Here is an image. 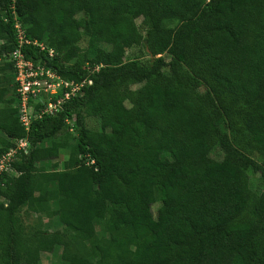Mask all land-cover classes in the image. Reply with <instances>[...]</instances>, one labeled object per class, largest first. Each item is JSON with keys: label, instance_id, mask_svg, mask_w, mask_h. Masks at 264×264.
Masks as SVG:
<instances>
[{"label": "trees", "instance_id": "obj_1", "mask_svg": "<svg viewBox=\"0 0 264 264\" xmlns=\"http://www.w3.org/2000/svg\"><path fill=\"white\" fill-rule=\"evenodd\" d=\"M17 22L54 54L19 46ZM0 40V153L30 143L0 184V264L56 246L62 264H264V0H0ZM18 46L91 80L28 131ZM133 46L148 57L126 60ZM23 206L63 228L25 231Z\"/></svg>", "mask_w": 264, "mask_h": 264}, {"label": "built area", "instance_id": "obj_2", "mask_svg": "<svg viewBox=\"0 0 264 264\" xmlns=\"http://www.w3.org/2000/svg\"><path fill=\"white\" fill-rule=\"evenodd\" d=\"M15 27L18 30V45L23 43H32L37 45L40 50H47L52 56L54 50L46 46L43 42L37 40L30 41L24 37L23 30L17 22ZM17 49L10 53V59L14 61L15 67V83L17 93V110L19 120L25 131L29 130L32 120L42 118L44 116H53L63 109L65 102L75 97L85 83H91L90 79L82 82L68 80L61 77L57 70L47 67L41 63H34L30 59H26L21 50ZM68 121V120H67ZM73 127H70V131ZM14 143L6 151L0 153V184H2L3 175L18 173L14 170L12 163L15 162L21 153H27L30 143L27 137L13 139ZM87 158L90 157L86 154ZM93 163V159L86 163Z\"/></svg>", "mask_w": 264, "mask_h": 264}, {"label": "rangeland", "instance_id": "obj_3", "mask_svg": "<svg viewBox=\"0 0 264 264\" xmlns=\"http://www.w3.org/2000/svg\"><path fill=\"white\" fill-rule=\"evenodd\" d=\"M134 18H135L137 25L139 26V29L144 34L145 30L147 29V26H145L143 23L142 15H136ZM166 25L174 26L175 22H166ZM0 43H1V40H0ZM141 50H144V49L139 47V46H133V47L126 48L125 49V59L128 60V59L137 58L139 60H143L146 57H148V55L143 54V52H141ZM158 55H160V54H158ZM161 55L165 56L166 53H163ZM96 68H98V67H96ZM12 87L15 88L14 80L12 82ZM10 94H11V91L9 90V94H7V97H9ZM71 120H74V119L69 118L68 122H71ZM96 123L97 122L94 121V118L87 120V124L93 128H97ZM64 133L65 132L62 131V133H60L58 136L49 138L46 141V143H48L49 141H51L53 139H60L61 137H64V136H61V134L63 135ZM72 142H73L72 139L70 140V138L68 137V140H67L68 146H66L60 150V153H59V156L57 159L51 160L52 163L55 161L58 162V168L59 169H63V162L65 161V159H67V157L69 155L70 145L72 144ZM212 155L216 156L214 153ZM218 157H221V156H218ZM51 162H49V163H51ZM251 186H252V188H254L255 190H258V191L263 188V181L261 180L259 175H255L254 177L251 178ZM158 205H159V202H156L153 204L152 210L154 213H155ZM17 215L20 218V221L22 222V226L25 228V231L27 229H30L31 227H42L43 229H46L49 231H54L56 229H62L63 228V225L61 224V222L59 221V219L56 215L49 217L45 214H42L39 212H34V211L28 209L26 206H23L18 211ZM97 231H99V230L97 229ZM61 253H62V248L60 246H56L52 252L41 253L35 264H62L63 259H62ZM16 264H28V263H26L24 259H19L16 262Z\"/></svg>", "mask_w": 264, "mask_h": 264}]
</instances>
